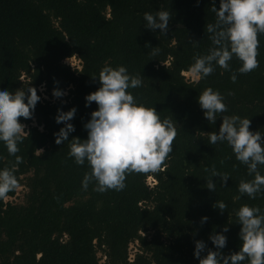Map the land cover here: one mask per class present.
<instances>
[{"label":"trees","instance_id":"obj_1","mask_svg":"<svg viewBox=\"0 0 264 264\" xmlns=\"http://www.w3.org/2000/svg\"><path fill=\"white\" fill-rule=\"evenodd\" d=\"M211 6L212 0H0V87H35L41 97L30 119L18 118L28 135L22 134L16 155L23 159L13 169L18 186L0 199V264H100L99 253L104 264H199L195 241L215 250L208 237L223 227L222 251L238 250L235 212L244 204L264 211V195L250 199L238 192L239 182L253 177L227 142H208L222 118L207 121L197 97L208 87L218 90L227 105L221 116L248 118L250 130L264 134V34H258V66L250 72L239 73L241 62L233 57L229 70L215 66L206 78L186 79L193 58L213 47L206 30L216 19ZM157 10L171 12L166 35L145 28L143 14ZM73 57L80 68L65 63ZM118 65L142 78L141 86L128 89L136 101L173 120V152L155 173L127 174L123 190L98 192L94 182L84 189L90 168L68 156L70 141L54 142L64 126L54 118L57 109L75 107L69 140L86 139L83 125L97 107H85V96L99 87L93 77ZM54 88L66 97L48 99ZM14 163L0 142V168ZM213 167L229 179L212 177L210 191ZM258 168L264 175V165ZM20 186L28 190L24 202L7 201ZM219 202L224 212L213 207ZM203 216L208 220L201 224ZM132 243L138 251L131 259Z\"/></svg>","mask_w":264,"mask_h":264},{"label":"clouds","instance_id":"obj_2","mask_svg":"<svg viewBox=\"0 0 264 264\" xmlns=\"http://www.w3.org/2000/svg\"><path fill=\"white\" fill-rule=\"evenodd\" d=\"M211 11L215 13L216 19L214 23L206 25V30L211 34L209 39L213 47L209 48L207 54L195 56L188 72L193 77L206 78L213 73L215 66L229 70V61L233 57L241 62L237 69L241 74L256 68L258 34H264V0H219L218 8L216 0H212ZM171 18L168 10L143 14L146 29L153 32L159 29L165 35L169 31ZM93 78L99 82V87L84 98L85 107L91 106L93 102L97 106L83 125L87 138L81 140L73 137L69 140V134L75 131L74 125L69 123L77 111L73 107L66 112L57 109L55 122L63 123L64 126L53 134L54 142L59 145L70 141L68 156L77 165L87 162L90 171L85 173L81 182L84 189L94 182L95 191H120L126 187L127 174L155 173L161 169L163 162L173 152L176 127L173 120L161 119L154 107H146L136 101L128 89L141 86L142 78L131 75L125 66H104L98 77ZM230 79L235 82L236 74L233 73ZM65 94L57 88L52 91L56 98ZM40 99L35 87L15 91L0 87V142L10 156H15L11 168H0V199L6 198L18 186L13 169L23 159L16 155L22 134L28 135L24 130L26 125L18 118L30 119ZM224 99L218 90L211 87L204 89L197 97L207 121L215 124L218 117L222 118L219 130L208 133V142H227L236 160L247 166L248 175L253 178L242 179L237 190L241 196L255 199L258 194L264 195V175L258 168L264 165V134L251 131V120L248 118L235 114L221 116L227 111ZM212 177H218L223 183L229 179L227 174H220L213 167L211 176L206 180V188L210 191L216 188ZM213 207L224 212L226 205L219 202L214 203ZM235 216L240 225L238 250L227 255L222 251L227 244L224 233L228 231V227H223L222 231L213 232L208 237L215 250L207 248L203 240L195 241L193 256L199 264H242L245 260L248 264H264V211L258 206L244 204L235 212ZM207 220L208 217L203 216L200 222L203 224Z\"/></svg>","mask_w":264,"mask_h":264},{"label":"rangeland","instance_id":"obj_3","mask_svg":"<svg viewBox=\"0 0 264 264\" xmlns=\"http://www.w3.org/2000/svg\"><path fill=\"white\" fill-rule=\"evenodd\" d=\"M65 63L70 65L72 68H80V61L78 58L76 57H73V58H68L65 60ZM185 76H186V79L188 80H191V81H197L199 78L197 77H193L189 72H186L185 73ZM67 93L65 95H63V97H66ZM48 99H51V100H57L56 97H48V95L46 96ZM59 98H62V97H59ZM148 185H150V187H153L155 186L156 184L154 183L153 180H149L148 181ZM27 188L25 186H20L17 190V194L15 197L13 198H9L7 199V201H12V202H15V203H23L24 200H25V194L27 193ZM138 244L137 243H132L130 245V258L132 259L135 255V253L138 251ZM99 257H100V264H104L105 263V259L106 257L104 256L103 253H99Z\"/></svg>","mask_w":264,"mask_h":264},{"label":"built area","instance_id":"obj_4","mask_svg":"<svg viewBox=\"0 0 264 264\" xmlns=\"http://www.w3.org/2000/svg\"><path fill=\"white\" fill-rule=\"evenodd\" d=\"M149 180H153L154 183L156 184V180H155L153 177H150ZM149 180H148V181H149Z\"/></svg>","mask_w":264,"mask_h":264}]
</instances>
